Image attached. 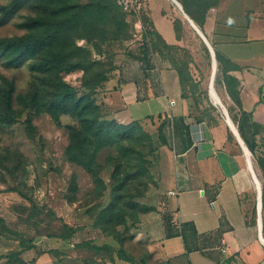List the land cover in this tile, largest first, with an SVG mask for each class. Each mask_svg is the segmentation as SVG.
<instances>
[{"label":"rangeland","instance_id":"1","mask_svg":"<svg viewBox=\"0 0 264 264\" xmlns=\"http://www.w3.org/2000/svg\"><path fill=\"white\" fill-rule=\"evenodd\" d=\"M11 1L0 0V14L3 6L10 4ZM90 1L70 0L81 4ZM143 3L144 6L139 13H129L116 1L111 2L112 21H108L105 25L98 23L95 30L87 29L85 35L91 39L78 37L70 39L72 46L78 49L77 58L84 61L98 60L101 65L97 68H101L109 78L117 74L125 59L155 61L157 57L172 69L174 68L170 59L186 61L193 79V86L187 88L190 97L187 100L190 103L192 117L204 119L208 123L213 140L221 149L234 157L237 168L246 172L252 180L254 174L253 171L251 173L248 170L245 151L235 136L236 133L234 134L228 125L223 109L214 104L210 95L212 56L209 49L206 50L205 42L173 0H143ZM262 5L264 0L260 1V6ZM153 12L157 20L171 31L170 41L158 29ZM213 12L214 9L210 10L209 15L211 16ZM44 13V9L39 4L30 3L23 6L11 20L0 26V38L26 34L28 29L22 27L21 23ZM176 19L182 20V29L179 31L174 25ZM100 27L103 29L101 32ZM152 31H157L163 41L174 48L167 49L161 42L156 45L158 38L152 36ZM204 31L212 43L205 27ZM3 76L15 80L14 107L21 110L18 98L29 89L32 79L28 62L14 67L0 60V81ZM62 76L75 86L80 94L88 91L84 86L86 78L84 70L64 72ZM87 78L95 84L96 79L92 74ZM106 83L92 87V89L97 88L95 97L98 103H100L98 94L106 87ZM214 87L231 117L232 114L236 116L237 107L225 91L220 71ZM212 96L218 102L213 90ZM102 111L104 114L103 106ZM27 119L32 120L35 138H31L28 134ZM164 121L165 143L159 136L161 123H158L159 120L147 123L133 121L128 124L137 127L133 144L145 154L152 174L151 178L143 177L146 183L140 182L141 177L138 176L129 183L128 190H126L128 187L122 190L127 194V200L137 202L140 207L156 208L157 198L161 190L166 187L168 175L175 167L172 124L170 119ZM77 123V119L70 115L61 116L59 123L48 113L35 114L29 110L23 112L22 117L13 124L0 121V264L7 263L8 255L18 249L17 241L20 239L29 244L40 237L67 235L75 230L76 234L72 233L71 236L75 235L76 246L85 247L92 242L107 243L103 240V236H109L97 226L99 223L107 225L108 231H118L125 237H128L132 229L137 226L131 216H126L125 224L116 226L109 225L104 217L102 219V210L114 197L113 188L117 181L114 172L116 162L113 157L122 156L123 153L115 146L106 147L99 152L97 160L101 165L102 179L96 181L86 168L71 162L66 154L70 141L68 125ZM197 139L201 141L202 135L200 134ZM252 157L254 166H251L255 167L263 187L262 174L253 152ZM134 160L126 163L128 172L123 173L121 178L127 174L132 176L138 170L137 166H134L136 165ZM246 194L249 202L257 203L258 191L255 183H251ZM164 200L163 198L162 202ZM115 243L118 248L119 244L117 241ZM98 252L103 258L111 255L109 250L103 249Z\"/></svg>","mask_w":264,"mask_h":264},{"label":"crops","instance_id":"2","mask_svg":"<svg viewBox=\"0 0 264 264\" xmlns=\"http://www.w3.org/2000/svg\"><path fill=\"white\" fill-rule=\"evenodd\" d=\"M260 1L219 0L205 28L216 48L238 66L229 72L239 80L237 115L246 140L258 156H264V5ZM153 18L170 41L171 31L154 12ZM98 97L107 119L123 124L171 120L175 167L156 208L140 214L123 256L110 237L103 240L113 246L112 254L103 258L88 247L76 246L75 235L45 236L27 244L30 247L18 240V249L5 264H264L258 199L252 204L246 194L251 183L258 191V181L237 168L234 157L213 140L209 125L206 141L196 144L198 120L182 96L177 71L157 57L155 61L125 59ZM262 218L264 236L263 209ZM16 252H20L18 260L10 262Z\"/></svg>","mask_w":264,"mask_h":264},{"label":"trees","instance_id":"3","mask_svg":"<svg viewBox=\"0 0 264 264\" xmlns=\"http://www.w3.org/2000/svg\"><path fill=\"white\" fill-rule=\"evenodd\" d=\"M113 1L117 2V0H91L86 4H81L79 2H70V0H12L10 4L3 6L0 14V26L11 20L23 6L30 3L39 4L45 13L30 17L21 23L22 27L28 29L26 34L0 38V60H3L8 66L14 67L28 62L32 74L29 89L25 93L20 94L18 98L21 110H17L14 107L15 80L5 76L2 77V81H0V121L9 125L13 124L22 117L23 112L28 110L35 112V114L48 113L59 123L60 117L63 115L75 117L78 123L68 125L70 141L66 148V154L71 162L86 168L96 181H101L102 179L100 176L101 165L97 160L99 152L106 147H117L123 155H115L113 157L116 162V170L114 172L117 180L113 188L114 197L102 210V219L104 217L109 225L116 226L121 223L125 224L127 222L126 216L133 217L134 222L138 224L141 213L153 210L151 207H140L141 205L137 202L127 200V194L122 191L138 176L141 177L140 182L146 183L143 177L151 178L152 174L145 154L133 144L135 141L133 139H135L134 137L138 131L137 127L120 123L116 119H107L103 114L101 104L98 103L95 97L97 88L92 89L93 85L98 87L110 79L101 68H97L101 63L98 60L84 61L77 58L78 49L74 48L70 43L72 37L91 39L85 35L87 29L95 30L98 23L105 25L108 24V21H112L113 11L110 3ZM179 1L182 3L186 13L205 33L204 27L207 18L210 16L209 11L218 8L219 0ZM122 9L125 10L123 7ZM146 22H148V19ZM174 25L178 31L181 30L182 20L176 19ZM102 30L100 27V32ZM151 34L154 38H158L156 45L161 42L163 47L167 49L174 48L165 43L157 31H152ZM212 45L216 51L218 71L223 77L225 87L235 105L240 106L239 80L229 73L230 70L237 69L238 66L224 57L216 48L214 42H212ZM205 47L208 51L206 45ZM142 52L144 53V50ZM170 60L172 67L179 75L182 96L188 99L190 97L187 94V88L193 86L188 63L176 58ZM77 69L84 70L86 77L84 86L88 91L82 94L62 76L64 72L69 73ZM89 74L94 76L97 83L93 84L92 80L87 78ZM232 119L238 126L248 147L256 155L264 183V156H258L255 146L246 140L238 115L232 114ZM196 120H198V123L208 125L204 119ZM26 123L29 136L35 138L32 120L27 119ZM164 125L165 121L163 120L159 125V136L165 143ZM132 159H135L136 165L134 166H137L138 170L132 176L127 174L121 178L120 176L127 171L126 163L132 161ZM128 189L129 187L126 190ZM262 197L264 211V184ZM136 208L138 209L137 211L135 210ZM97 226L103 230L104 234L115 242L117 241L119 247L115 248V246L114 248L119 256L126 254L124 249L125 242L132 239V234L125 237L118 231H108V226L102 223L97 224ZM74 231L72 230L67 235L61 236L71 237ZM21 244L24 247H30L25 240H21ZM85 247L94 250L96 253L103 249L109 251L113 249V246L108 243L97 244L92 242ZM19 254L20 252L14 253L13 256L16 257L10 256L9 261L18 260L17 256ZM101 264L107 263L102 262Z\"/></svg>","mask_w":264,"mask_h":264},{"label":"water","instance_id":"4","mask_svg":"<svg viewBox=\"0 0 264 264\" xmlns=\"http://www.w3.org/2000/svg\"><path fill=\"white\" fill-rule=\"evenodd\" d=\"M174 3H176V5L180 8V10L183 12V14L185 15V17L187 18V20L189 21L190 25L195 29V31L200 35V37L203 39V41L205 42V44L207 45L211 56H212V68H213V73L211 76V82H210V95L212 97V90L215 91L217 98H218V103L214 102L215 105L220 106L223 109V112L226 116L227 119V123L230 126L231 130L233 131V133H237L235 134V136L237 137L238 141L246 148V152L249 154L250 156V160H251V155H252V151L250 150V148L248 147L247 143L245 142V140L243 139L238 126L235 124V122L233 121L228 108L226 107V105L223 103L222 99L220 98V96L217 94L215 87H214V83L216 80V76H217V72H218V60H217V56H216V51L214 46L212 45V43L210 42V40L208 39V37L206 36V34L202 31V29L196 24V22L186 13L182 3L179 0H173ZM242 146V147H243ZM252 162V160L250 161ZM253 174L254 177L256 178V180L258 181V213H259V227H260V235L262 240L264 241V236H263V218H262V209H263V187H262V182L259 180L258 175L256 173V171L254 170L253 166Z\"/></svg>","mask_w":264,"mask_h":264},{"label":"built area","instance_id":"5","mask_svg":"<svg viewBox=\"0 0 264 264\" xmlns=\"http://www.w3.org/2000/svg\"><path fill=\"white\" fill-rule=\"evenodd\" d=\"M117 2L125 10L129 12H134V13H139L144 6L143 0H117ZM205 126H206L205 123H198V125L196 126V129L194 130V136H195V141L197 145H202L206 141ZM200 134L203 137L201 141L197 139ZM169 194L176 195L177 192L170 191Z\"/></svg>","mask_w":264,"mask_h":264},{"label":"bare ground","instance_id":"6","mask_svg":"<svg viewBox=\"0 0 264 264\" xmlns=\"http://www.w3.org/2000/svg\"><path fill=\"white\" fill-rule=\"evenodd\" d=\"M180 9V8H179ZM213 71L214 70H212V73H213ZM212 99H213V101L214 102H216L217 103V101H215V99H214V97L212 96ZM218 104V103H217ZM226 118V117H225ZM237 134V133H236ZM242 145V144H241ZM243 146V145H242ZM243 149H244V151H245V157H246V160L248 161V164H249V166H251V165H253L254 166V162H253V157H252V155H251V160H252V162H250L251 160H250V156H249V154L246 152L247 150H246V148L243 146L242 147ZM261 181V180H260Z\"/></svg>","mask_w":264,"mask_h":264}]
</instances>
